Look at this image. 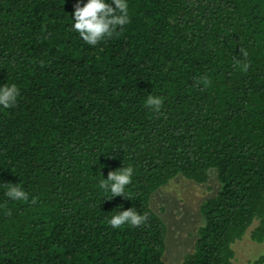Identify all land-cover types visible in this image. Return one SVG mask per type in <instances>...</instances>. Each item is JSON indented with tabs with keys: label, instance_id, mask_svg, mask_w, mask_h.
<instances>
[{
	"label": "trees",
	"instance_id": "obj_1",
	"mask_svg": "<svg viewBox=\"0 0 264 264\" xmlns=\"http://www.w3.org/2000/svg\"><path fill=\"white\" fill-rule=\"evenodd\" d=\"M127 2L130 23L92 46L77 0H0V86L19 90L0 106V264H236L249 229L264 242V0ZM129 165L126 197L99 187ZM212 171L194 249L167 263L153 196ZM128 208L146 223L112 228Z\"/></svg>",
	"mask_w": 264,
	"mask_h": 264
},
{
	"label": "clouds",
	"instance_id": "obj_2",
	"mask_svg": "<svg viewBox=\"0 0 264 264\" xmlns=\"http://www.w3.org/2000/svg\"><path fill=\"white\" fill-rule=\"evenodd\" d=\"M114 5V6H113ZM73 29L79 33L80 37L88 44L95 46L106 37H111L116 33L117 28H123L130 23L129 5L127 0H87L81 6L79 0L74 6ZM243 55L247 57V52L243 51ZM242 71H247L249 65L237 61ZM205 86L210 85L211 81L207 77H202ZM19 90L15 84L0 86V106L10 108L15 105ZM163 105V97L156 95H148L145 100V106L154 112H159ZM134 169L131 165L120 167L114 171H109L107 179H102L99 187L105 192H111L112 198L115 196H125V187L132 182ZM6 195L15 201H27L28 194L20 186V184H7ZM126 197V196H125ZM36 202V198L32 199V203ZM147 214H138L134 208H128L113 215L108 224L118 229L125 224L138 227L146 223Z\"/></svg>",
	"mask_w": 264,
	"mask_h": 264
},
{
	"label": "rangeland",
	"instance_id": "obj_3",
	"mask_svg": "<svg viewBox=\"0 0 264 264\" xmlns=\"http://www.w3.org/2000/svg\"><path fill=\"white\" fill-rule=\"evenodd\" d=\"M219 186L216 173L212 171L207 183H197L178 176L155 192L152 205L168 226L164 254L167 263L181 261L194 249L198 228L203 221L201 204L214 195ZM234 247L236 264H256L255 260L264 252V242L253 240L250 229Z\"/></svg>",
	"mask_w": 264,
	"mask_h": 264
}]
</instances>
